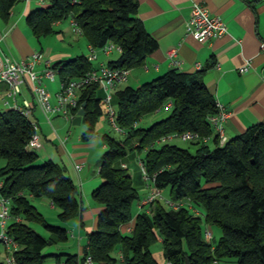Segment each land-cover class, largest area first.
<instances>
[{
    "label": "trees",
    "instance_id": "obj_1",
    "mask_svg": "<svg viewBox=\"0 0 264 264\" xmlns=\"http://www.w3.org/2000/svg\"><path fill=\"white\" fill-rule=\"evenodd\" d=\"M19 1L0 0V16L6 20ZM137 7L136 0H50L46 7L29 12L26 22L33 35L41 38L54 33L55 23L74 18L93 51L108 43L119 48V59L108 62L109 67L129 71L143 67L158 48L137 18ZM51 67L61 83L94 69L86 56ZM114 100L121 138L103 136L102 182L92 194L102 210L81 256L46 253L50 244L68 240V230L48 224L33 204V200H50L60 210L58 219L67 223L85 210L78 187L61 165L53 160L38 163V154L26 148L35 133L30 119L16 109L0 112V161L4 163L0 166V199L8 202L6 234L17 245L15 264H47L49 259L54 264H84L87 257L97 264H159L150 251L159 239L168 264H264V124L218 145L209 122L217 113L216 100L201 72L172 69L139 87L116 90ZM83 103L81 122L88 128L82 139L88 141L95 135L92 120L102 115L103 98L97 85L81 91L79 106ZM165 106L169 116L147 128L140 126ZM184 132L212 137L215 145L191 143L196 148L192 154L162 142L164 137ZM133 151L145 154L141 163L148 180L158 192L169 188L168 202L180 204L179 208H166L156 199L148 209L133 214L139 196L127 169L118 164ZM132 221V231L124 233L123 226ZM32 223L41 225L48 239L37 234ZM204 224L221 229L218 242L205 239Z\"/></svg>",
    "mask_w": 264,
    "mask_h": 264
},
{
    "label": "crops",
    "instance_id": "obj_2",
    "mask_svg": "<svg viewBox=\"0 0 264 264\" xmlns=\"http://www.w3.org/2000/svg\"><path fill=\"white\" fill-rule=\"evenodd\" d=\"M136 1L137 18L143 23L147 33L157 41L158 48L145 59L143 67L129 70L127 81L119 84L115 91L126 86L139 87L172 69L188 74L201 72L206 88L216 101L224 105L227 112L228 116L224 123L227 141L245 133L256 124H264V54L260 50V44L264 42V0ZM49 2L50 0H42V3L39 0H20L6 20L0 16V61H3L5 57L20 61L31 57L34 53H39L41 63L36 65L35 69L42 71L45 62H49L52 66L62 60L78 56H86L90 59L93 53L95 59L90 61L94 69L119 59V50H113L109 54H105L102 50L92 52L85 39L82 41L85 42L83 46L78 42L74 46L75 49L72 47V51L68 50L56 55L51 53L50 48L44 51L41 38L48 36L36 38L27 25L26 16L37 8L46 7ZM194 4L203 5L210 15L219 17L226 25V33L206 42L188 35L186 23ZM67 20L70 23V19ZM63 22L54 24L53 33L62 41L69 33V31L61 30ZM74 34L84 38L80 34L75 32ZM171 49L177 50V59L180 62L177 67L171 64L168 57ZM247 65L249 69L240 73L239 69ZM100 96L102 98L105 96L101 89ZM23 101L33 102L28 88L25 87L21 95L14 99L9 95L8 88L0 85V112L13 109L15 105L21 106ZM36 121L39 126V120L36 119ZM39 134L42 148V138L46 139V136L40 126ZM48 137L49 141L55 139L54 135ZM88 145L82 138L78 141L74 139L72 142H69V138L66 141L61 140L54 148L56 157L62 164L55 162L54 154L50 149H45L44 154L41 155V160H53L65 169L67 175L78 187L80 203L85 208L81 215L72 219L77 220V223H72L70 226L68 223L70 224L71 220L62 223L56 216L54 226L66 228L68 240L64 242V245L60 243V249L59 244H50L46 250L47 254L57 253L63 248L61 246H64L66 252L81 256L87 244V235L97 228V217L102 207L93 200L92 194L102 180L99 177V167L98 175L92 177L82 174L89 154L83 148ZM208 145L212 148L215 143L211 140ZM103 147L105 149L104 145ZM3 164L0 161V166ZM76 165H82V168L78 170ZM121 167L126 168V164H121ZM38 202L43 205L49 204L50 209L58 213L50 200L45 198L33 200L35 207ZM141 209L139 204L136 215ZM134 211L133 209V214ZM132 228L133 221L123 226L122 231L128 234ZM9 251L11 250H6L0 245V263L1 256L10 254ZM116 257L120 259L119 254ZM47 264H54V262L49 259Z\"/></svg>",
    "mask_w": 264,
    "mask_h": 264
},
{
    "label": "built area",
    "instance_id": "obj_3",
    "mask_svg": "<svg viewBox=\"0 0 264 264\" xmlns=\"http://www.w3.org/2000/svg\"><path fill=\"white\" fill-rule=\"evenodd\" d=\"M42 3V0H39ZM73 2H79L73 0ZM70 24L75 33L80 34L74 18H70ZM187 34L193 36L195 39L206 42L216 39L224 35L227 31L225 23L216 16L210 15L208 10L201 4H194L191 9V14L186 23ZM92 50V49H91ZM105 54L111 53L113 50H119L113 43H108L103 49ZM260 50L264 54V42L260 44ZM93 52V50H92ZM168 57L174 67L179 66L180 62L177 59V50L171 49L168 52ZM95 59L94 53L89 60ZM41 63V55L34 53L31 57L16 61L5 57L0 61V85H5L8 88L9 95L16 99L20 96L23 89L26 87L32 94L33 102L23 101L21 106L15 105L13 109L19 111L21 115L30 119L35 133L29 140L26 148L29 151H37L41 148V140L39 134L38 122L34 118V110L39 106L42 113L49 123H51L50 115H58L63 117L66 121H73L77 116L74 110L80 109L79 98L80 93L90 85H97L99 89L103 90L105 96L103 103L108 109V119L114 129L120 133V129L116 125V110L113 107L112 99L113 92L116 87L127 81L128 70L113 69L108 65H102L99 68L93 69L84 76L61 83V87L55 94V104L50 103V93L46 90L44 80L54 81L55 70L51 67L49 62H45L42 71L35 69L36 65ZM249 66L239 69L240 73L246 72ZM36 103V105H35ZM217 113L209 118L210 125L214 129V135L217 138L218 145L222 146L227 142L224 134V123L227 119V112L224 105L216 101ZM33 117V119H32ZM68 137L64 139L66 141ZM174 139L189 143H203L207 144L212 140V137H201L197 133L184 132L182 134L170 135L162 138V142H171ZM142 164V163H141ZM82 165H76V169L80 170ZM143 168V165H142ZM145 179L148 180L147 174L143 168ZM160 196V192L154 191L147 199L141 203V208L148 209L156 199ZM173 209L179 208L180 204H173L168 202ZM141 209V210H142ZM9 216L8 202L0 199V245L6 250H11L12 253L5 257V264H15L13 251L17 249V245L6 234V223ZM204 237L207 241L212 240V234L206 230ZM84 264H97L93 262L90 257L85 259ZM213 264H219L214 262Z\"/></svg>",
    "mask_w": 264,
    "mask_h": 264
},
{
    "label": "rangeland",
    "instance_id": "obj_4",
    "mask_svg": "<svg viewBox=\"0 0 264 264\" xmlns=\"http://www.w3.org/2000/svg\"><path fill=\"white\" fill-rule=\"evenodd\" d=\"M62 31H69V33L65 36L64 41L59 39L55 34L50 35L46 38H41V44L44 49L51 50V53L53 55L59 54L60 52H67L68 50L72 51V47L76 46L77 43H81L82 46L85 42L84 38L80 37L79 35L74 34L73 27L70 23H68V20H64L62 28ZM75 49V47H74ZM44 85L46 90L50 93L51 99L50 103L51 105L55 104V94L58 92V90L61 87V81L59 78V75H55L54 81H48L44 80ZM115 92H113L114 95ZM113 107L116 108L115 100L113 101ZM36 105V103H35ZM170 109L169 107H164L162 111L159 113H156L150 117H148L146 120L142 121L140 123L141 127L147 128L149 127L153 122L162 120L169 116ZM34 118L39 120V126L42 129L43 134L46 136V139L42 138V148L37 150V154L39 156L38 163H42L46 160H41V155L44 154L45 149H50L52 153L54 154L53 158L55 162L61 163L60 159L56 157V150L55 145H58L61 140H64L66 137L69 138V142L74 141L76 139H81L83 137V134L87 131L88 125L85 122H81L80 125H73L72 121H66L63 117L58 115H50L51 123L48 122L44 114L42 113L39 106H36L35 112H34ZM33 119V117H32ZM91 126L93 128V131L95 132V135L88 141H86L89 145L83 149L87 151L88 154V161L86 162L85 169L83 170L82 174H86L88 176H94L98 175V167L100 164V159L102 158L103 154L105 153V149L103 147V136L107 135L113 138H121V134L117 132L114 127L111 125L108 119V109L107 106L102 103V115L97 116L94 120L91 122ZM54 135L55 139L54 141H49L48 136ZM170 144L177 145L180 148L188 149L192 154L195 153L196 148L191 145L189 142H183L178 139H174ZM145 154L144 153H138L136 151L129 152L123 159L119 161V165L126 164V169L129 174H131L134 187L137 190L139 199L135 200L133 203V209L135 210L134 215H136V208L137 206L143 202L144 199H147L154 191H156L153 182L150 180H146L145 176L143 174V168L141 164V160L144 159ZM62 164V163H61ZM145 197V198H144ZM144 198V199H143ZM46 199V198H45ZM159 201L166 207H169L168 201L170 200V189L164 188L160 190V196ZM39 212L44 216L48 224L50 225H56L53 222L57 218V214L60 212L59 209H57L58 213L56 211L51 210L49 204L43 205L38 202L36 205ZM154 206L152 210L154 211ZM193 212V209L190 210ZM198 213L200 214V217L203 218V211L202 209H198ZM73 219V218H72ZM71 219L70 226L72 223H77V220L73 221ZM30 226L39 234L40 236H43L44 238L49 237V233L45 231V229L39 225L32 223ZM203 230H208L212 234L213 243L218 242L220 236H221V229L216 225H210L206 226L203 225ZM64 245V243L62 244ZM60 244L58 245L59 248ZM59 252H66V248L64 246ZM60 249V248H59ZM150 251L152 253L153 258L159 263V264H168V262L165 260L163 256V250H162V244L161 240L159 239L157 242L153 243L150 247ZM11 253V251H9ZM10 255V254H9ZM7 255L1 256V263L5 264V257ZM119 264V263H117Z\"/></svg>",
    "mask_w": 264,
    "mask_h": 264
},
{
    "label": "water",
    "instance_id": "obj_5",
    "mask_svg": "<svg viewBox=\"0 0 264 264\" xmlns=\"http://www.w3.org/2000/svg\"><path fill=\"white\" fill-rule=\"evenodd\" d=\"M85 108H86V103H83L81 108L77 112V116L73 119L72 124L73 125H80L82 118L85 116ZM187 264V262H186Z\"/></svg>",
    "mask_w": 264,
    "mask_h": 264
}]
</instances>
